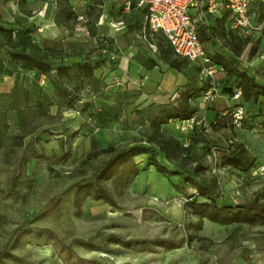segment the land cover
I'll return each mask as SVG.
<instances>
[{"label": "rangeland", "instance_id": "rangeland-1", "mask_svg": "<svg viewBox=\"0 0 264 264\" xmlns=\"http://www.w3.org/2000/svg\"><path fill=\"white\" fill-rule=\"evenodd\" d=\"M102 1L71 0L75 22L64 40L60 35L50 39L60 41L70 53H91L94 60L98 57V61L104 59L118 67L112 75L103 70L101 76L107 78L101 81L100 89L97 84L85 87L76 107L60 105L46 87V79L33 72L16 69L13 76L0 77V138L5 143L0 147V264H264V218L226 225L207 219L201 222L193 210L186 208L197 195L186 177L195 176H187L185 170H179L176 176H164L146 167L148 155L135 157L140 173L127 188L109 184L115 206L92 197L78 201L74 186L91 179L95 168L108 158L103 154L87 161L88 153L110 145L149 147L145 142L149 120L158 115L159 107L176 106L182 93L189 91L190 102L197 109L194 124L171 120L165 126L167 132L184 147L195 134L207 136L208 142L196 145V154L203 156L205 175L217 179L220 204L238 208L253 201L264 203V130L262 118H256L264 99L252 106L237 97L240 92L234 87L235 79L226 83L224 65V72L207 81L200 80L197 65L188 61L177 70L180 74L158 71L143 83L145 76L139 79L120 74L119 56L100 52L102 40L114 34L110 20L113 13L108 12L115 10ZM261 1L251 5L253 38L251 45L243 48L236 68L264 85ZM56 2L0 0V26L12 30L17 24L29 26L34 29L33 43H48L46 28ZM122 10L114 14L120 16ZM223 22L220 45L226 46L231 40L236 45L248 38L232 31L229 21ZM148 32L156 42H165L160 35ZM210 49H205L209 57ZM222 53V58L230 54ZM211 85L214 101L208 102L205 93ZM232 87L234 94L230 96L227 90ZM92 101L96 108L83 110ZM101 107L110 116L99 117L96 109ZM238 107H243L245 126L233 124L230 113ZM217 113L223 120L213 130ZM115 115L116 121L102 127ZM231 143H243L250 153L242 168L223 163L224 150ZM152 150L167 168L176 169L158 149ZM203 201L198 197L199 203Z\"/></svg>", "mask_w": 264, "mask_h": 264}, {"label": "trees", "instance_id": "trees-1", "mask_svg": "<svg viewBox=\"0 0 264 264\" xmlns=\"http://www.w3.org/2000/svg\"><path fill=\"white\" fill-rule=\"evenodd\" d=\"M56 3L57 7L54 12L55 24L69 28L75 22L76 15L71 0H57ZM132 3L136 6L134 1ZM33 33L34 29L29 26L17 24L16 30L0 26V77H11L16 69L33 72L38 77L46 79V87L51 91L52 95L59 99L60 105L66 104L67 107L74 108L81 102L82 92L85 87L97 84L99 85L97 89H100L101 81L106 82L107 75L101 76L103 70L111 75L117 72L118 67L115 69L109 61L102 59V62H100L98 57L94 60L91 53H70L60 41L48 39L49 44L45 41L42 45H37L32 42ZM199 37L201 42L211 39L206 32L199 34ZM252 38L248 37L246 40H239L236 45L232 43V40L229 41V44L234 47L235 57L230 60L232 68L224 67L227 70L226 83H230L234 78V87L239 90L243 101L248 105L254 106L260 99H264V85H259L256 78L246 71H240L236 68L238 65L237 58L240 57L243 48H246L249 44L251 45ZM100 45L102 46L100 52L107 51L110 54H119L115 50L114 39L112 38L105 37ZM70 50L72 51V49ZM172 54H174L172 50L171 52H166L163 55V59L171 68L181 70L182 65L186 64L185 61L187 60L178 61L173 58ZM207 57L214 63V59L208 55ZM104 63L108 64L107 67ZM215 64L219 65V63ZM156 66L157 63L154 60H149L145 65L148 70H152ZM200 80L207 81L201 79V77ZM234 87L227 90L230 96L234 94ZM17 89L19 90L16 91L20 92L22 84ZM206 89L201 90L203 92ZM87 108H96V103L92 101L86 104L83 110ZM103 108L96 109L97 115L99 117L110 116V113ZM238 108L243 109V107ZM238 108L230 114L233 116ZM158 110V115L149 120V132L145 136V142L149 147L139 145L131 148H117L114 145H110L104 149L95 147L93 151L88 153L87 161L97 159L103 154L107 155L108 158L95 168L90 177L91 179L77 183L74 186L76 187L78 201L81 202L88 197H92L95 200H102L106 204L115 206L116 201L111 193L109 184L114 188H127L132 178L140 173V169L134 160L135 157L148 155L146 167H153L164 176L179 175V170L188 172L187 176H195L196 179L186 177L197 190V195L186 204V208L193 210L199 216L201 222L203 219H207L211 222L226 225L236 222L255 223L262 220L264 218V203L253 201L238 208L219 203L220 194L218 193L217 179L213 177L209 179L205 175L207 167L203 163V156L196 154V145L209 141L204 133L200 132L197 136L195 134L191 143L184 147L178 138L169 134L165 129V126L171 120L188 121L196 116L197 109L190 102L189 91L182 93L181 99L176 106L163 105ZM117 118V115L109 118L108 121H104L102 127H107L111 121H116ZM256 118H262L261 128L264 130V104L258 109ZM222 120V114L217 113L212 129L216 130L220 127ZM242 124L245 126L247 121L242 119ZM251 128L253 126L249 127V129ZM134 141L139 142L137 139H134ZM4 146L3 138H0V147ZM154 148L158 149L176 169L170 170L160 162L158 154L152 150ZM209 150L207 148L208 152ZM249 154L247 147L243 143H231L224 150L222 160L226 166L242 168L249 160ZM198 197L203 198L204 201L199 203ZM112 238L119 240L117 237L112 236Z\"/></svg>", "mask_w": 264, "mask_h": 264}, {"label": "built area", "instance_id": "built-area-1", "mask_svg": "<svg viewBox=\"0 0 264 264\" xmlns=\"http://www.w3.org/2000/svg\"><path fill=\"white\" fill-rule=\"evenodd\" d=\"M133 1L136 7L144 12L145 26L152 33H160L170 44L173 53L199 67L201 79H213L224 72L206 55L203 43L199 38V13L224 17L228 12L231 29L246 37L253 35L250 7L253 0H127ZM82 17L79 18L81 20ZM148 47L157 51V46L147 42ZM250 46V44L248 45ZM247 46V48H248ZM137 82V81H136ZM213 85L205 93V101H214ZM240 96V93L237 97ZM234 123L240 125L244 118V110L238 108L234 115ZM195 118L187 121L194 124Z\"/></svg>", "mask_w": 264, "mask_h": 264}, {"label": "crops", "instance_id": "crops-1", "mask_svg": "<svg viewBox=\"0 0 264 264\" xmlns=\"http://www.w3.org/2000/svg\"><path fill=\"white\" fill-rule=\"evenodd\" d=\"M103 2L105 5H108V9L109 7L115 8V10L109 9L108 13H113L112 15H110V20L113 23L112 28L114 32V34L111 35V38L114 39L115 50H117L119 53L118 72L120 74L132 78L137 77L139 79H141L142 76H145L146 78L141 79V83H143L144 81L146 82L149 76H153L158 71L166 72L170 75L172 74V71L180 74L176 69L171 68L169 64L163 59V55L166 52H171L172 50L170 44L160 33H156V35H160L162 39L165 40V42H160L159 40H157L158 42H156L154 38L151 37V34L148 32L149 30L146 29L144 12L141 9L134 6L133 3L129 4L127 0H105ZM253 2H255V0H253L252 3ZM119 8L123 9L120 16L114 14ZM196 16L200 18L198 33L203 34L204 32H206L211 37L209 41L202 42L205 49L207 47H212V49H210V53L212 54V56L210 57L220 65H224L228 68L231 67L230 60L235 57V54L233 53V47L227 41L226 46H222L219 44V31L223 29V21H229L228 12H224V17L214 16L203 12L199 13ZM104 17L106 18V16ZM108 23L111 24L110 22ZM48 26L49 27L46 28V36L49 39L57 38L60 35L64 40V36L70 31V29L67 27L57 26L54 22V15L50 18ZM147 42H152L156 46L158 45L157 51L153 52L148 47ZM213 49H215L216 51L213 52ZM223 50L227 52L224 54L230 53L225 58L221 57V54H223ZM205 52L207 54L206 50ZM172 55L173 58H175L176 55ZM237 59L239 61V58ZM149 60H154L157 63V66L152 70H148L145 67L146 63ZM2 84L3 83H0V85Z\"/></svg>", "mask_w": 264, "mask_h": 264}]
</instances>
